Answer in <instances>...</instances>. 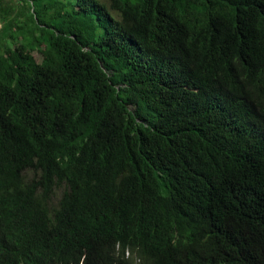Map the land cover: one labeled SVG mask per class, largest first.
<instances>
[{
	"label": "trees",
	"instance_id": "obj_1",
	"mask_svg": "<svg viewBox=\"0 0 264 264\" xmlns=\"http://www.w3.org/2000/svg\"><path fill=\"white\" fill-rule=\"evenodd\" d=\"M0 264H264V0H0Z\"/></svg>",
	"mask_w": 264,
	"mask_h": 264
},
{
	"label": "rangeland",
	"instance_id": "obj_2",
	"mask_svg": "<svg viewBox=\"0 0 264 264\" xmlns=\"http://www.w3.org/2000/svg\"><path fill=\"white\" fill-rule=\"evenodd\" d=\"M36 56H37V58L39 57V55L38 54H36ZM39 59V58H38ZM40 60V59H39Z\"/></svg>",
	"mask_w": 264,
	"mask_h": 264
}]
</instances>
